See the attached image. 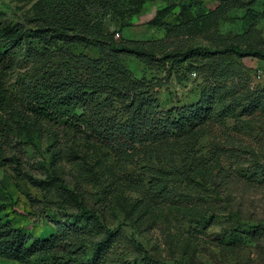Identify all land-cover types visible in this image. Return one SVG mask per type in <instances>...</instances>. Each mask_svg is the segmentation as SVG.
I'll return each instance as SVG.
<instances>
[{
    "label": "rangeland",
    "instance_id": "374dc122",
    "mask_svg": "<svg viewBox=\"0 0 264 264\" xmlns=\"http://www.w3.org/2000/svg\"><path fill=\"white\" fill-rule=\"evenodd\" d=\"M37 1L0 0V40L8 30H19L14 35L20 37L21 50L30 43ZM218 4L219 0H126L106 29L119 32L118 39H161L159 52L199 46L222 49L232 43L264 46V0L250 10L231 8L220 18ZM123 60L136 77L165 78L162 70L148 69L135 57ZM236 60L239 66L229 68L227 75L218 65L208 69L216 76L205 81L198 74L184 81L171 76L158 93L165 110L196 101L205 84L215 90V114L194 138L193 163L210 161L201 204L195 206L196 196L182 188L181 164L187 155L178 144L166 150L141 146L122 159L102 146L71 142L68 135L63 138L64 157L50 159L45 153L48 141L40 146L26 143L15 127L6 131L7 145L0 154V202L9 196L21 214L7 209L0 214L2 220L35 237L47 236L55 232L56 222L73 226L77 212L86 206L109 228L120 226L116 237L133 252L140 243L148 256L166 263L264 264V103L252 113L242 111L247 94L264 84V60ZM24 71L16 64L8 72L9 89L16 88ZM225 106L229 115L223 118ZM70 162L75 168L77 164V173ZM61 182L78 194V202L64 194ZM99 238L83 245L88 255ZM0 264L21 263L0 259Z\"/></svg>",
    "mask_w": 264,
    "mask_h": 264
},
{
    "label": "trees",
    "instance_id": "16d2710c",
    "mask_svg": "<svg viewBox=\"0 0 264 264\" xmlns=\"http://www.w3.org/2000/svg\"><path fill=\"white\" fill-rule=\"evenodd\" d=\"M125 2L38 0L34 5L36 24L29 30L30 43L23 50L20 37L14 35L19 30L3 34L0 154L7 145L6 131L15 127L22 131L26 143L40 146L48 141L45 153L50 159L64 157L63 138L68 135L71 142L96 144L122 159L141 146L164 150L165 146L178 144L187 155L181 164L182 188L196 196L193 202L198 206L208 185L210 161L193 163L197 152L194 138L215 114V90L205 84L196 101L163 110L159 89L171 76L184 81L198 74L204 81L209 80L216 74L208 69L216 65L222 68V75H227L229 68L239 66L236 58L254 56L264 60V46L243 48L232 43L222 49L199 46L159 52L156 45L161 39L149 42L153 43L151 46L145 41L115 38V33L106 29L107 22L121 14ZM257 3L258 0H219L216 17L231 8L253 9ZM124 56L135 57L148 69L162 70L165 78L152 81L134 76L125 65ZM16 64L25 71L16 88L9 89L8 72ZM246 99L242 111L254 112L264 103V84L257 85ZM220 115H229L227 106ZM70 165L76 172L77 164L76 168L74 162ZM50 178L55 181L54 176ZM60 187L65 195L79 201L78 194L62 182ZM7 209L21 214L9 196L0 202V214ZM75 218L71 227L56 222L55 232L35 237L0 216V259L21 264H190L154 259L140 243L135 248L138 251L133 252L117 239L120 226L109 228L97 212L86 206ZM94 237L100 238L88 255L83 245ZM139 253L144 255L140 257Z\"/></svg>",
    "mask_w": 264,
    "mask_h": 264
},
{
    "label": "built area",
    "instance_id": "2783aa9c",
    "mask_svg": "<svg viewBox=\"0 0 264 264\" xmlns=\"http://www.w3.org/2000/svg\"><path fill=\"white\" fill-rule=\"evenodd\" d=\"M119 36V33H115V38H117ZM193 76L195 75V73L192 74Z\"/></svg>",
    "mask_w": 264,
    "mask_h": 264
}]
</instances>
